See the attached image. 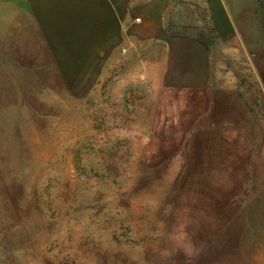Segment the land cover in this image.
I'll list each match as a JSON object with an SVG mask.
<instances>
[{"label": "rangeland", "instance_id": "obj_1", "mask_svg": "<svg viewBox=\"0 0 264 264\" xmlns=\"http://www.w3.org/2000/svg\"><path fill=\"white\" fill-rule=\"evenodd\" d=\"M36 6L0 0V264H264L262 192L214 198L215 162L198 177L179 124L154 116L163 62L128 46L64 58L76 46L43 40ZM256 9L229 14L236 36L209 44L210 68L264 76ZM189 10L178 19L210 32Z\"/></svg>", "mask_w": 264, "mask_h": 264}, {"label": "crops", "instance_id": "obj_2", "mask_svg": "<svg viewBox=\"0 0 264 264\" xmlns=\"http://www.w3.org/2000/svg\"><path fill=\"white\" fill-rule=\"evenodd\" d=\"M258 4L264 12V0H37L28 19L50 44L76 46L64 57L71 60L91 57L80 46L107 61L123 46L155 53L163 85L153 91L154 116L179 124L180 152L193 156L198 177L215 162L213 197L228 203L241 181L264 196V76L253 68H210L209 44L222 29L236 36L229 14L258 11ZM190 7L210 15V32L178 19ZM186 165L189 186V159Z\"/></svg>", "mask_w": 264, "mask_h": 264}, {"label": "built area", "instance_id": "obj_3", "mask_svg": "<svg viewBox=\"0 0 264 264\" xmlns=\"http://www.w3.org/2000/svg\"><path fill=\"white\" fill-rule=\"evenodd\" d=\"M139 21H140L139 19L134 20L135 23H139Z\"/></svg>", "mask_w": 264, "mask_h": 264}]
</instances>
